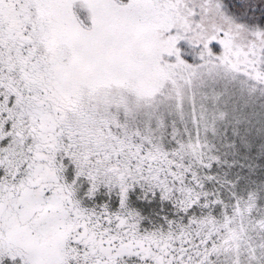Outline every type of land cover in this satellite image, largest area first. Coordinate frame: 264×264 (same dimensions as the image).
<instances>
[{
    "label": "snow or ice",
    "instance_id": "6c2138e0",
    "mask_svg": "<svg viewBox=\"0 0 264 264\" xmlns=\"http://www.w3.org/2000/svg\"><path fill=\"white\" fill-rule=\"evenodd\" d=\"M0 264H264V0H0Z\"/></svg>",
    "mask_w": 264,
    "mask_h": 264
}]
</instances>
